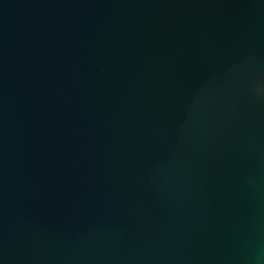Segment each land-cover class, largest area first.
I'll return each instance as SVG.
<instances>
[{
  "label": "water",
  "instance_id": "95a60500",
  "mask_svg": "<svg viewBox=\"0 0 264 264\" xmlns=\"http://www.w3.org/2000/svg\"><path fill=\"white\" fill-rule=\"evenodd\" d=\"M0 264H264V0H0Z\"/></svg>",
  "mask_w": 264,
  "mask_h": 264
}]
</instances>
